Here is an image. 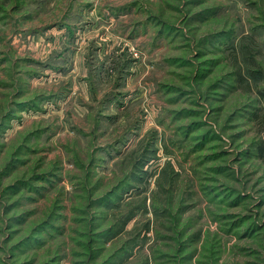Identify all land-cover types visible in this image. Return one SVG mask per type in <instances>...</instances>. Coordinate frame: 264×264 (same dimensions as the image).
Masks as SVG:
<instances>
[{"label":"rangeland","instance_id":"rangeland-1","mask_svg":"<svg viewBox=\"0 0 264 264\" xmlns=\"http://www.w3.org/2000/svg\"><path fill=\"white\" fill-rule=\"evenodd\" d=\"M0 264H264V0H0Z\"/></svg>","mask_w":264,"mask_h":264},{"label":"trees","instance_id":"trees-1","mask_svg":"<svg viewBox=\"0 0 264 264\" xmlns=\"http://www.w3.org/2000/svg\"><path fill=\"white\" fill-rule=\"evenodd\" d=\"M183 112H185V110H181L180 111V113H183ZM196 126V124H191V125H189L188 127H187V131H189L190 129H192L193 127H195ZM204 138L201 140V142L195 147L196 149H201L202 147H203V145H204V143H205V141H206V139H207V135H204L203 136ZM261 153L263 154V150H261ZM219 155H221V154H213L212 156H209V157H213V158H215L216 156H219ZM148 158V157H147ZM146 159V156L144 157V156H142V158H140V162L142 163V161H144ZM145 162L147 163L148 161L147 160H145ZM145 162H144V164H145ZM134 180L135 181H138L137 180V177H135L134 178ZM241 196V195H240ZM109 210H111V209H113V207L111 206V204H109Z\"/></svg>","mask_w":264,"mask_h":264}]
</instances>
